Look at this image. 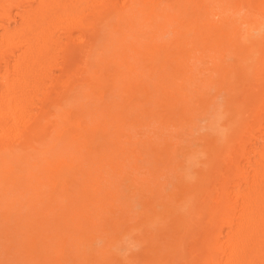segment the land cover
I'll list each match as a JSON object with an SVG mask.
<instances>
[{
  "label": "bare ground",
  "instance_id": "obj_1",
  "mask_svg": "<svg viewBox=\"0 0 264 264\" xmlns=\"http://www.w3.org/2000/svg\"><path fill=\"white\" fill-rule=\"evenodd\" d=\"M15 15L0 33V264L109 263L76 245L92 240L86 233L96 225L112 255L120 233L138 224L127 222L130 203H118L112 176L124 179L135 160L157 178L170 156L191 153L171 143L214 103L211 89L214 98L224 91L229 128L203 138L194 186L175 182L172 166L175 184L201 196L188 219L181 207L184 220L170 212L179 230L164 239L171 224L162 221L167 234L154 246L165 249L161 264H264V33L249 38L264 31V0H0V19ZM232 55L236 64L227 65ZM251 137L261 141L254 158L245 156ZM177 158L187 171L191 160ZM148 178L131 182L147 193L137 197L143 205L156 191Z\"/></svg>",
  "mask_w": 264,
  "mask_h": 264
},
{
  "label": "rangeland",
  "instance_id": "obj_2",
  "mask_svg": "<svg viewBox=\"0 0 264 264\" xmlns=\"http://www.w3.org/2000/svg\"><path fill=\"white\" fill-rule=\"evenodd\" d=\"M33 5H35V3L33 4ZM28 8H30L29 6H25V7H23V9H28ZM13 10V13H16V12H18V9L17 8H13L12 9ZM19 19V16L17 15H15V16H13V18L12 19H10V20H7V19H5V18H3V19H0V33L3 31V29L4 28H6V27H8V28H12L14 25H15V21H17ZM245 26H243V28H244ZM245 30V28L242 30V25H241V31H244ZM249 31H251V30H249ZM252 32V31H251ZM258 32V33H257ZM260 32L261 33H259V31H256V30H254L253 31V33H250V32H248V33H250L249 34V38L250 39H252L253 41H256V39L258 40L259 39V35L260 34H262V33H264V31H262V30H260ZM258 34V37H256V35ZM170 34V33H169ZM169 34H167V35H169ZM252 34H255V37L256 38H254L253 39V37H254V35L252 36ZM166 35V36H167ZM252 36V37H251ZM246 43H248V41L246 42ZM259 43V42H258ZM258 45V44H257ZM256 45V46H257ZM234 55H232V58H231V56H227L228 57V59H227V57L225 58V63H228L229 62V64H227V65H233V63H234V61H235V59L236 58H234L233 57ZM229 57H230V60H229ZM236 57V56H235ZM226 59L228 60V61H226ZM232 60V61H231ZM230 62H231V64H230ZM234 64H236V61H235V63ZM58 70H55V72H57ZM210 94L212 95V99H214V103L213 104H211L210 106H209V108H208V110H207V112H205V113H199V114H197V117H195V119H193V121H191L190 123H191V125H190V132L189 133H187V134H183V135H181L182 136V138L183 139H185V140H183L182 138H181V141L178 143V144H175L174 143V140H172V143H171V147H175L176 145H181V146H178V149L181 147V148H183L186 144H189L190 145V147L188 146H186V147H184V148H187V150H188V148H191L190 150H191V153H189L188 154V151H187V156L185 155V154H183V156H179V154L181 155V153L182 152H178V153H176V154H178V155H172L173 157H171L170 155V159H171V161L173 160L174 161V158H176L177 156L178 157H181V159L180 158H177V159H175V161L176 160H178V159H180V160H182V164H189L190 162V160H191V162L192 163H190L189 164V168H187V171H185V172H187V173H185L184 172V170H185V168H186V166H185V168L183 167V170H181L179 167L177 168L176 166H175V164H176V162H173L172 161V163H171V161L170 162H168V164L166 165V169L164 168V169H160L161 170V174L160 175H158V176H161V177H159L158 178V176H157V178L154 176V172H153V175H152V173L150 174L148 171H147V167H145V166H142V162H139L138 164H136L135 165V160L133 161V162H131L130 164H129V167L127 168V169H125V171H126V175H125V177H124V179H118V177H119V175L118 174H115L114 176H112L113 177V180H114V182H116V181H118L119 182V185L116 187V188H113L114 189V191H116V193H115V195H117V196H120L119 197V199L117 198V201H118V203H119V201L121 202V201H125V202H129L130 204V206H129V208L126 210V214H128L126 217H128L129 215H130V217L128 218V221L127 222H130V224H133V225H135L136 224V222L138 223V224H136V227H134V229L132 230H128V231H122L121 233H120V236L118 237L119 239L118 240H116L117 242V244H112V245H110L111 246V251H113L112 253V255L109 253V255L107 254V253H105V251H106V249L108 248V245H107V237H108V234L107 233H105V232H103V231H101V230H99V229H97V226L95 225L94 227H93V229L91 230V231H89L88 233H86V236H88V235H91L92 233L94 234H92L93 235V239L92 240H84L82 243L80 242L79 244H77L76 246H79V247H77L78 248V250H77V252H88V254L90 255V253L89 252H93V253H95V254H99V256H101V254L102 255H104L106 258H104V261H108V259L109 260H111V258H112V260L108 263V262H106V264L108 263V264H110V263H113V264H161V262H163L164 260H165V249L163 248V245L162 244H160L159 242L161 241L162 242V240H163V237H164V239H167V238H170V236L172 237L173 236V234H175L176 233V231L177 230H179L178 229V227L174 224L175 222H176V224L177 223H179L180 224V222L182 221H180V219H176V217H179V218H181V219H183L184 220V215H186V218L188 217H190L191 216V214H192V212H194V210L192 211V210H189V209H191L190 207H192L193 205L195 206V204H197V206L196 207H192V209L194 208H198V203H195V198H197L198 196H199V199H200V196L201 195H197L195 198H193L194 200H192V197H194V193H192V191H191V189L190 188H188V189H186L187 187L185 186H183L185 189L183 190V187H180V185H182V184H186L188 187H192V186H194V181H195V176H193V175H196L197 176V174H199V170H201L202 171V169H199V168H202V165H203V161H202V165H199V163L198 162H200L201 160H205V150H203V149H205L204 148V143H207V140H208V137H211L210 136V134L213 136V135H220V134H223L222 132H225V130H227V128H229V121H228V117L230 116V115H227V114H230V111H232V110H230V109H228L227 110V112L225 113L224 111H225V108L224 107H227L228 106V104L225 102L226 101V99L224 98V91H222L220 94H217V96L214 98V90L213 89H211L210 90ZM224 109V110H223ZM227 109V108H226ZM225 114H226V116H228L227 118V120L225 119ZM232 116V115H231ZM235 120V117H233L232 118V120ZM228 121V122H227ZM238 121V120H237ZM227 122V123H226ZM189 123V124H190ZM226 123V124H225ZM228 125V127H226L225 125ZM189 126V125H188ZM223 126H225V127H223ZM179 131H180V129H178ZM189 130V129H188ZM176 131H177V128H174V130H172V133L173 134H175L176 133ZM142 133H144V131H141V134ZM152 133L153 132H151V133H149V135H152ZM154 134V133H153ZM209 135V136H208ZM254 135L255 136H258L259 135V133H258V131H255L254 132ZM208 136V137H207ZM217 136V137H218ZM221 136V135H220ZM203 138H207V140L205 139V140H203ZM214 138V137H213ZM216 138V137H215ZM219 138V137H218ZM173 139H175V141L176 140H178L179 139V136L178 135H176L175 134V137L173 138ZM205 141V142H204ZM239 141L240 140H238V141H233V145L232 146H230L229 148H230V151L233 149V148H235L234 149V151L237 149V147H238V145H239ZM202 142V143H201ZM204 142V143H203ZM184 144V145H183ZM259 144H261V141H259V138H254V137H251L250 138V140L249 141H246L245 142V148H246V152H245V156L246 155H249V151H251L252 153H251V158H254V155L256 154V152H257V149H258V145ZM180 148V149H181ZM183 148V150H186V149H184ZM182 150V151H183ZM247 150H249V151H247ZM184 152V151H183ZM190 152V151H189ZM192 154V156H190ZM186 156V157H185ZM188 156H190V157H188ZM245 156H243V157H241V159H240V161H241V163L242 164H246L247 163V160L245 159ZM182 157H185V158H182ZM187 158V160L185 161L184 159H186ZM191 158V159H190ZM189 160V161H188ZM193 160V161H192ZM188 161V162H187ZM196 161H198L197 163H193V162H196ZM173 163H175V164H173ZM134 164V165H133ZM197 165H199V166H197ZM172 166L173 167H175L174 169L172 168ZM192 167V169H191V167ZM197 166V167H196ZM199 167V168H198ZM198 168V169H197ZM175 170L174 172H173V170ZM179 169H180V171H179ZM196 169H197V171H198V173L196 172ZM152 170V169H151ZM160 170H158V171H160ZM163 170V171H162ZM164 170H166V171H164ZM167 170H169L168 172H167ZM188 170H190L189 172L190 173H188ZM194 170H195V172H196V174L195 173H193L194 172ZM153 171H154V169H153ZM184 172V177H186L185 178V180H184V177H182V175L180 174H178V172ZM163 172V173H162ZM167 172V173H166ZM171 173L172 172V177L170 176L171 174H168V173ZM166 173V174H165ZM173 173L174 174H176L175 176H177V178H180L181 179V181L179 180V179H177L174 175H173ZM190 174V175H189ZM138 175H142V177H145V176H148V177H150V178H148L149 179V183H148V185H150V186H155L156 185V191L158 190L159 192V194L155 191V192H153V199H151L152 197H151V195L149 196V197H151L149 200H151V201H154V202H151V201H147V202H144V205H143V203H142V201L146 198V195H147V193L144 191V193H139V194H137V191L135 190V188H137V187H135V184H131V182H136L135 181V176L137 177ZM150 175H152V176H150ZM190 177V178H192V177H194V178H192L193 179V181H192V179H190L188 176ZM182 178H181V177ZM152 177V178H151ZM156 178V180H155V178ZM132 178V179H131ZM174 178H176V181L175 182H180V183H178V184H175V182H174ZM151 179H153L152 180V183L150 182L151 181ZM159 179V180H158ZM170 179L171 180H173V181H171L170 182ZM186 179H187V181H186ZM188 179H189V181H188ZM156 181V184L154 183V185H153V182H155ZM185 181V183H184V181ZM159 181H161V183L159 182ZM165 181V182H164ZM159 182V185L157 184ZM191 182H192V184H191ZM190 183V184H189ZM172 186H171V185ZM180 184V185H179ZM131 185L132 186H134V187H131ZM158 185V186H157ZM162 185V186H161ZM165 185H167V186H165ZM174 185L176 186V187H180V189L182 190L181 192L182 193H180V194H178V192H180V189L179 188H176V187H174ZM192 185V186H191ZM162 187V189H163V186H165L164 187V190H160L161 188H159V187ZM159 189H158V188ZM172 187L175 189V193H176V195H177V197L179 198L178 199V201L179 200H181V202H178V201H176L177 200V197L175 196L174 197V195H173V199H174V201L173 200H171L172 198H171V196H172V192L173 191H171V190H173L172 189ZM171 188V189H170ZM130 189V190H129ZM132 189H134L135 190V192H134V190H133V192H134V194H133V192L131 191ZM169 190V192H171V193H169V194H167L168 191ZM177 190H179L178 192H177ZM189 190V191H188ZM129 191V192H128ZM183 191H184V193H183ZM187 191V192H186ZM161 192H163V194H167V195H165V197H163L164 195L161 193ZM166 192V193H165ZM190 192V193H189ZM138 195H136V194ZM157 193V194H156ZM119 194V195H118ZM132 194V195H131ZM162 195V197L163 198H160L161 197V195ZM185 195V197H184V195ZM186 194H187V196H186ZM188 194H189V196H188ZM190 194H191V196H190ZM133 195H136V196H133ZM142 195V196H141ZM158 195V196H157ZM168 195L170 196V200H169V203H168V199H167V205H165V202H166V199L165 198H169L168 197ZM144 197L145 196V198H143L142 199V201H140V199L141 198H137V197ZM160 196V197H159ZM181 198H180V197ZM148 197V196H147ZM154 197H158V198H160V199H158V200H156V199H154ZM191 197V198H190ZM176 198V199H175ZM184 198V199H183ZM189 198V199H188ZM165 200V202L163 201V200ZM187 199V200H186ZM192 200V202H191V200ZM160 200V202H162L163 203V206H165V207H162V203H160V202H158ZM183 200V201H182ZM184 200H186V201H184ZM173 201V202H172ZM193 201H194V203H193ZM141 202V203H140ZM184 202H185V204H187V205H185L184 204ZM197 202V201H196ZM153 203V204H152ZM157 203H159V204H157ZM170 203H172V205L170 204ZM181 203H182V205H181ZM191 203H192V205H191ZM146 204H151L149 207L148 206H146ZM157 206H156V205ZM178 204H180V205H178ZM153 205H154V207L156 208L155 209V211H154V214H156L158 217H160V218H162L161 220H159V218L157 219V218H155V216L156 215H154L153 214V210H154V208H153ZM159 205H161V206H159ZM168 205H170V206H168ZM176 205V206H175ZM189 205V206H188ZM120 206H121V204H120ZM144 206V207H143ZM146 206V207H145ZM167 206H168V208L171 210V211H169L168 212V208H167ZM172 206H174V207H172ZM131 207V208H130ZM159 207V208H158ZM171 207V208H170ZM181 207V209H182V212L184 213L183 214V216H182V212H181V210H179V209H177V208H180ZM145 208H146V210H145ZM150 208V209H149ZM164 209V211H163V209ZM176 208V209H175ZM184 208L186 209V211L184 210ZM168 209V210H167ZM150 212V210H151V213L150 214H152V215H150L149 214V212ZM174 210V211H173ZM176 210H177V212H178V210H179V212H178V214H177V212H176ZM190 212H189V211ZM144 211V212H143ZM158 213H157V212ZM185 211V212H184ZM164 212V213H163ZM170 212H172L171 214L173 215V216H176V217H171L172 215L170 214ZM181 212V213H180ZM187 212H189V214H188V216H187ZM146 213H148V214H146ZM162 213H163V215H162ZM165 213L167 214V213H169V216H167V215H165ZM175 213H176V215H175ZM179 213H180V215H179ZM125 214V215H126ZM146 216H145V215ZM145 216V217H139V216ZM148 215H150V216H148ZM171 215V216H170ZM165 216V217H164ZM167 216V217H166ZM141 218V219H139V218ZM148 217V218H147ZM151 217H153V218H151ZM183 217V218H182ZM131 218V219H130ZM151 218V220H153V221H155V222H152V221H150L149 219ZM154 218H155V220H154ZM163 218H166V219H164L163 220ZM168 218H170V220L168 221V223H170L172 220V218L174 219V221L175 222H173V224H171V225H169L168 223H167V220H168ZM185 218V219H186ZM187 218V219H188ZM144 219L145 220H147L148 219V221L147 222H145L144 221ZM176 219V220H175ZM135 220H137V221H135ZM139 220V221H138ZM140 220H142V221H140ZM177 220H179V221H177ZM135 221V222H134ZM162 221H163V223H166V225L168 224V226H170V227H168V232H167V227L166 226H163L162 225ZM165 221V222H164ZM145 222V223H144ZM157 222L159 223V224H161L160 226H161V228H162V226H163V228L162 229H166V230H164L165 232H163V230H162V232H160L161 230H160V226L157 228V225H159V224H157ZM161 222V223H160ZM143 224V226H142V224ZM147 223V224H146ZM150 223H152V224H154V225H151ZM129 224V223H128ZM150 226H152L151 227V229H150V227H149V225ZM157 224V225H156ZM138 225V226H137ZM141 225V226H140ZM165 225V224H164ZM178 225V224H177ZM181 225V224H180ZM175 226V227H174ZM140 227H142V228H140ZM144 227V228H143ZM147 227V228H146ZM148 227H149V230H148ZM155 227L159 230V231H157L156 229H155ZM174 227V228H173ZM181 226H179V228H180ZM99 228V227H98ZM139 228V229H138ZM153 228V229H152ZM138 229V230H137ZM175 229V230H174ZM139 230H141L140 232H139ZM146 230V231H145ZM150 230L152 231L151 232V234H149L150 233ZM174 230V231H173ZM94 231V232H93ZM154 231L156 232V233H154ZM171 231H173V232H171ZM49 233L51 232V230L50 231H48ZM129 232V233H128ZM133 234H132V233ZM147 232H149L148 233V236H147ZM157 232H159L158 233V237H159V235L160 236H162L163 235V233L165 234L166 232L167 233H169V234H167V236L166 235H163V237H159V239H158V237H156L157 236ZM128 233V234H127ZM131 233V234H130ZM144 233V234H143ZM171 233H173L172 235H170ZM11 234H13V232H11ZM14 234L16 235V232H14ZM11 235L10 237H12V236H14V237H12V238H10V239H12V240H17V238H19V237H15V235ZM88 234V235H87ZM141 235H143V236H141ZM150 235V236H149ZM153 235H154V237H153ZM156 235V236H155ZM170 235V236H169ZM20 236V235H19ZM84 235H82V237H83ZM145 236V237H144ZM152 236V237H151ZM169 236V237H168ZM89 237V236H88ZM140 237H142V238H140ZM144 237V238H143ZM147 238H149L148 240H150V241H152L151 243H154V240H155V242L157 241V240H159V244L160 245H156V246H154L155 245V243L153 244V246L151 245V243H150V241L148 242L147 241ZM156 238V239H155ZM143 239H145V241L146 242H148V243H145V241L143 240ZM161 239V240H160ZM120 240V241H119ZM86 241H89L88 243L86 242ZM119 242V243H118ZM83 243H85V244H83ZM115 243V242H114ZM149 243H150V245H149ZM82 244V245H81ZM70 245V244H69ZM75 246V244H72L71 245V247L73 248L74 246ZM145 245H147L146 246V248H145ZM76 246H75V248H76ZM150 246V247H149ZM161 246V247H160ZM71 247H70V249H71ZM149 247V248H148ZM156 247H158V248H156ZM161 249H160V248ZM72 249L73 250V252L71 253L72 255L74 254H76V249ZM110 249V248H109ZM146 249V250H145ZM158 249H159V251H158ZM147 250H149V251H147ZM152 250L154 251V252H156V251H158V254H157V252H156V254L154 253V254H152L153 252H152ZM156 250V251H155ZM160 250H161V253H160ZM145 252V253H144ZM147 252H148V254H147ZM150 252V253H149ZM164 254H163V253ZM115 253V254H114ZM111 255V256H110ZM152 255V256H151ZM153 255H155V256H153ZM156 255H158V256H156ZM113 256H115L114 258L115 259H113ZM155 259H154V258ZM157 258V259H156ZM160 259L162 260V259H164V260H162V261H160ZM121 260V261H120ZM115 261V262H114ZM125 261V262H124ZM123 262V263H122ZM104 263V262H103ZM173 264H181V263H178L177 262V260L173 263Z\"/></svg>",
  "mask_w": 264,
  "mask_h": 264
}]
</instances>
